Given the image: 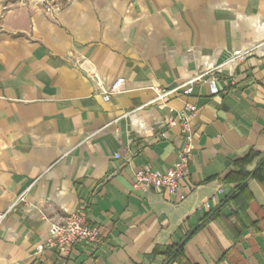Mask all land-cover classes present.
<instances>
[{
  "label": "crops",
  "instance_id": "obj_1",
  "mask_svg": "<svg viewBox=\"0 0 264 264\" xmlns=\"http://www.w3.org/2000/svg\"><path fill=\"white\" fill-rule=\"evenodd\" d=\"M52 2L14 6L0 27V213L23 197L0 264H264V0ZM256 45L209 76L217 95L201 82L157 100ZM188 104L189 175L176 193L135 188L177 161ZM85 207L103 246L40 249L50 221Z\"/></svg>",
  "mask_w": 264,
  "mask_h": 264
},
{
  "label": "built area",
  "instance_id": "obj_2",
  "mask_svg": "<svg viewBox=\"0 0 264 264\" xmlns=\"http://www.w3.org/2000/svg\"><path fill=\"white\" fill-rule=\"evenodd\" d=\"M46 10L49 12L58 11L59 8L46 7ZM261 46L262 45H256L247 49L235 51L221 65L209 67L206 71L192 77L182 85L168 91L158 90L157 100L167 102L171 96L177 93H181L184 96L192 95L194 86L201 82L208 85L211 95H217L219 93L217 81L209 76L213 72L223 71L225 68H229L231 72H233V69L241 60L251 55ZM124 82V79H119L109 91H104V99L108 101L113 93L120 91ZM195 112L196 107L188 104L179 114L180 125L184 128L186 136L184 145L174 165L166 173L154 171L151 168L138 171L134 180L135 188L166 189L171 193L177 192L179 182L190 173V164L194 157L196 145L191 119L195 116ZM166 123L168 125H176L177 121L175 119H167ZM22 199L23 197H20L18 200ZM17 201H15L7 211L0 213V225L7 218L10 211L15 208ZM86 208L87 207L70 213L62 221H50L46 241L40 249L47 248L56 251L61 256H68L73 248L79 244L88 245L94 249L103 246L104 239L98 227L90 224Z\"/></svg>",
  "mask_w": 264,
  "mask_h": 264
},
{
  "label": "rangeland",
  "instance_id": "obj_3",
  "mask_svg": "<svg viewBox=\"0 0 264 264\" xmlns=\"http://www.w3.org/2000/svg\"><path fill=\"white\" fill-rule=\"evenodd\" d=\"M29 1L30 0H0V27L2 25L3 17L9 9H11L12 7L17 6L21 3H25V2H29ZM49 1H51V2L53 1L52 2V3H54L53 8L57 7L60 9L59 6L69 2L70 0H49Z\"/></svg>",
  "mask_w": 264,
  "mask_h": 264
}]
</instances>
